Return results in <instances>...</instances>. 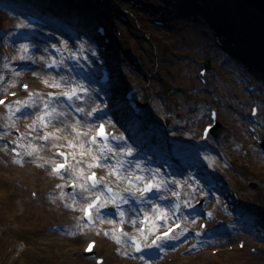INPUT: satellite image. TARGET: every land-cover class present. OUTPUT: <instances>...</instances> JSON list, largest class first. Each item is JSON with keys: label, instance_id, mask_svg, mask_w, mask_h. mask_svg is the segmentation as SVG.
<instances>
[{"label": "rangeland", "instance_id": "obj_1", "mask_svg": "<svg viewBox=\"0 0 264 264\" xmlns=\"http://www.w3.org/2000/svg\"><path fill=\"white\" fill-rule=\"evenodd\" d=\"M54 1L59 3V0ZM100 1L92 0V16L90 21L84 20V27L88 24L93 31L95 24L105 25L106 36L111 38L109 99L113 100L115 110H123L129 118L122 97L127 89L134 88L135 100L141 107L140 115L133 117L132 123L124 121L118 111L115 117L105 116L107 126L123 136L124 144L117 147L115 154L121 155V149L127 145L125 134H129L142 138L164 156L176 155L174 158L182 168H176L173 176L156 178L155 185L160 186L156 190L159 196L168 199L182 186L187 188L188 196L181 198L184 227L173 239L148 247L149 238L173 222L170 219L156 225L153 221L156 213L168 211V204L162 206L142 200L141 207L133 208L129 196L138 190L147 173L138 170V163L133 160L121 165L103 160L95 147L86 142L96 120H90L93 118L91 110L97 106L94 94L98 93L93 88L90 73H96L92 60L87 57V51L94 48L84 46L81 35L73 30L69 37L73 43L64 40L59 44L66 52H70L71 44L81 46L80 59L89 66V78L79 82L80 91L77 89L74 96L83 109V117L75 119L62 109L56 96L67 92V83L59 86L57 76L41 68V61L49 56L46 46L52 43L47 39L49 33L35 34L34 41H20L17 37L23 32V26L11 28L20 21L0 9V97L12 90L18 91L21 83L31 87L16 103L0 108V128L3 129L0 132V239H8L14 258L27 257L32 264H95L94 258L83 255L89 240L97 242L95 256L102 257L104 264H262L264 238H258L256 232L264 231V151L246 132V126L250 125L246 114L249 106L256 102L259 108L257 137L262 140L264 85L257 83H264V78L256 69L255 77L251 76L246 68L222 54L213 44L210 33L207 40L204 39L205 27L201 22L184 23L187 19L173 18L177 13L169 10L157 15L165 20V26L153 27L150 22L153 15L148 17L144 11L155 8L152 0H133L140 4L139 8H134L128 0ZM17 2L25 6L29 0ZM171 14L172 19H169ZM238 16H243L248 24L240 25L242 32L246 31L244 35L239 33L241 39L246 40L249 33L255 32L250 29L254 19L264 25L247 7L235 18ZM194 18L199 21L198 15ZM200 26L202 30L198 32ZM230 27L233 34L237 32L233 25ZM118 33L120 38L116 41L114 36ZM232 55L237 57L234 52ZM205 59L209 68L206 84L202 85L197 71ZM20 64L34 67L18 70ZM240 73L250 78L255 91H245L248 83L241 80ZM47 94H53L56 100H50ZM210 108L217 109L224 136L216 140L210 137L203 143L199 134L209 123ZM165 119L169 120V126H165ZM12 128H21L23 133V137L15 141L23 150L21 158H14L3 141L10 136ZM41 139L46 143L40 144ZM54 148L66 149L70 154V166L59 175L50 172V165L58 160ZM97 162L103 166H95ZM206 167L210 171H206ZM91 170L97 171L101 183L112 185L119 195L113 207L114 218L97 212L95 227L86 226L81 219L82 206L95 194L85 183V175ZM198 171H205L203 180L219 179L233 186L239 195V206L234 212L241 217L242 225L235 222L234 212L226 209V203L218 194L202 190L200 179L192 176ZM127 175L133 176L129 185L125 182ZM69 181H75L76 186L67 192ZM250 183L258 189L250 188ZM195 201L200 204L195 205ZM201 210H209L213 215L208 224L210 229L222 230L209 240H195L190 235L200 230ZM140 216L148 218L145 233L138 230ZM117 224L123 225V233L116 232ZM130 236L144 240L147 257L132 254L127 242ZM239 242L244 245L241 249ZM252 248L257 252L252 253ZM213 250L218 253L213 254Z\"/></svg>", "mask_w": 264, "mask_h": 264}, {"label": "bare ground", "instance_id": "obj_2", "mask_svg": "<svg viewBox=\"0 0 264 264\" xmlns=\"http://www.w3.org/2000/svg\"><path fill=\"white\" fill-rule=\"evenodd\" d=\"M66 2H68V0H65ZM199 1H201V2H203L202 0H199ZM218 1H222V0H218ZM224 2V1H223ZM237 2V1H236ZM218 3V4H217ZM215 2V5L216 6H218V5H220V3L219 2ZM60 4H61V6H64V2L63 1H60ZM224 4H225V2H224ZM240 6H242V9L243 10H245L246 9V7H247V10L249 11V9H250V11L252 12V13H256L257 14V16H259L261 19H262V21H264V18L260 15V14H258L255 10H253L252 8H250L247 4H245L244 2H242V1H239V3H238ZM236 5H235V3L234 2H232V1H230L229 2V6H228V8L230 9V10H232V12L233 13H235V11L234 10H236V7H235ZM215 7V6H214ZM249 8V9H248ZM211 9L212 10H214L213 9V7H211ZM72 9H67V10H65V11H63V12H60L59 13V16L64 20V21H68V20H71V19H74L75 21H72V23H75V25H77V28H83V26H84V24L87 22L86 20H88V21H90V19H91V14L89 13V12H87V11H85V12H80V11H77V16L76 15H73V13H72V11H71ZM215 11V10H214ZM217 13H221L220 12V10L217 12ZM209 14V13H208ZM210 14H212V13H210ZM236 14V13H235ZM86 22H85V21ZM260 21V20H259ZM256 22H258V19H254V21L252 22V24L253 23H256ZM263 28H264V26H263ZM235 35V33L233 34V36ZM263 40V39H262ZM250 43H247L246 42V45H249ZM240 46H243V44H240ZM64 171V170H63ZM62 171V172H63ZM168 238V237H167ZM95 251H96V248H95V250H94V252L93 253H95ZM104 264V263H103Z\"/></svg>", "mask_w": 264, "mask_h": 264}, {"label": "snow or ice", "instance_id": "obj_3", "mask_svg": "<svg viewBox=\"0 0 264 264\" xmlns=\"http://www.w3.org/2000/svg\"><path fill=\"white\" fill-rule=\"evenodd\" d=\"M45 83H47V82H45ZM58 86V85H57ZM26 87V86H25ZM63 95H65L68 99H72L74 96H76V93H75V91L73 90V92L71 93V94H68V93H64ZM78 98V97H77ZM0 103H3V101H0ZM19 103V102H18ZM78 111H83V109H77ZM17 111H19V109H17ZM53 111H55V109H53ZM42 119V118H41ZM45 138H47V137H45ZM94 140H95V137H93V142H94ZM82 146V145H81ZM109 151H111V149H109ZM126 155H128V156H131L132 155V152H131V150L129 149L126 153H125ZM61 155H63V153H61ZM93 165H89V167H92ZM95 166H103V165H101V164H99V162H97V164L95 165ZM138 166V165H137ZM64 167V165H59L58 166V168L57 169H55L56 171H59V169L60 168H63ZM88 179H92L93 180V184H92V187L93 188H95L96 187V185L100 182L99 180H96L95 179V174H93V176L92 177H89ZM139 179V178H138ZM81 187H83V186H81ZM153 189H156V190H159L160 189V186L159 185H154V184H151V183H149V184H147L143 189H140V191H141V194H143L144 192H150V191H152ZM85 191H87V189L85 188L84 189ZM108 191H111V189L109 188L108 189ZM93 206H95L94 204H89L88 206H87V208H91V207H93ZM100 206H103V205H100ZM86 211V215H90V213H88L87 212V210H85ZM121 215H123V213H121ZM165 236H167V233H165ZM169 238H171V237H169ZM118 241H119V238L117 237L116 238ZM157 239H159V237L157 238ZM155 243V242H154ZM91 248V245L89 246V249ZM140 249H139V247H137V251H139Z\"/></svg>", "mask_w": 264, "mask_h": 264}, {"label": "trees", "instance_id": "obj_4", "mask_svg": "<svg viewBox=\"0 0 264 264\" xmlns=\"http://www.w3.org/2000/svg\"><path fill=\"white\" fill-rule=\"evenodd\" d=\"M8 243L10 242H8V239L5 237L0 239V264H32L27 261V257L24 258L25 260L21 258H14L13 254L9 251ZM31 255H35V253Z\"/></svg>", "mask_w": 264, "mask_h": 264}, {"label": "water", "instance_id": "obj_5", "mask_svg": "<svg viewBox=\"0 0 264 264\" xmlns=\"http://www.w3.org/2000/svg\"><path fill=\"white\" fill-rule=\"evenodd\" d=\"M247 4L264 18V0H239ZM214 132V131H213Z\"/></svg>", "mask_w": 264, "mask_h": 264}]
</instances>
